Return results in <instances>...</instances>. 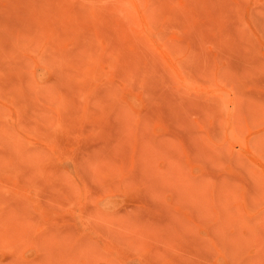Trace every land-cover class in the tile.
Returning a JSON list of instances; mask_svg holds the SVG:
<instances>
[{
	"label": "rangeland",
	"instance_id": "obj_1",
	"mask_svg": "<svg viewBox=\"0 0 264 264\" xmlns=\"http://www.w3.org/2000/svg\"><path fill=\"white\" fill-rule=\"evenodd\" d=\"M0 264H264V0H0Z\"/></svg>",
	"mask_w": 264,
	"mask_h": 264
}]
</instances>
